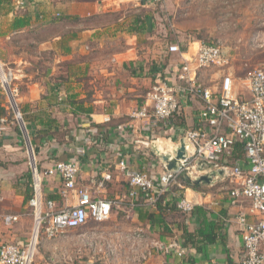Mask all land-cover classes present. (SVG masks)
I'll return each instance as SVG.
<instances>
[{
	"label": "crops",
	"instance_id": "crops-1",
	"mask_svg": "<svg viewBox=\"0 0 264 264\" xmlns=\"http://www.w3.org/2000/svg\"><path fill=\"white\" fill-rule=\"evenodd\" d=\"M138 4L136 0H10L2 6L0 53L13 72L15 100L23 117L22 123L15 120L12 131L0 138V245H24L31 234V156L42 177L44 197L57 208L65 204L62 181L58 175L44 172L56 161L77 157L78 184L94 197L120 201L103 224L107 229L142 227L168 240L182 238L184 229L196 232L200 228L201 217L191 212L179 217L170 214L168 229L161 231V225L149 219L154 208L131 207L125 202L128 183L118 161L123 159L129 169L159 179L164 167L152 144L161 136L166 147L177 143L187 130L198 126L202 107L198 98L181 94L179 115L163 133L152 131L142 120H131L130 112L146 104L148 91L158 82L156 76L164 81L158 71L167 81H175L181 61L178 54L168 52L172 42L167 37L156 43L154 32L136 30L143 17ZM16 17L26 24L13 27ZM186 41L179 37L173 42L184 46L181 50L190 58L197 48L193 50L194 42ZM0 116L14 120L1 87ZM80 150L83 154L78 156ZM238 162L247 167L245 159ZM107 172L111 179L100 187L98 182ZM219 181L210 186L216 190L184 185L181 193L205 208L206 217L218 224L221 237L199 244V250L187 247L184 257L174 252L159 254L145 264H239L242 243L235 217L247 213L249 201L233 200L228 191L218 193ZM6 215L17 219L6 224ZM77 232L70 230L68 235L52 239L41 236L33 264H73L65 262L63 255L73 253ZM202 239L197 237V241Z\"/></svg>",
	"mask_w": 264,
	"mask_h": 264
},
{
	"label": "built area",
	"instance_id": "built-area-1",
	"mask_svg": "<svg viewBox=\"0 0 264 264\" xmlns=\"http://www.w3.org/2000/svg\"><path fill=\"white\" fill-rule=\"evenodd\" d=\"M159 0H136L139 4L155 3ZM264 25V23H262ZM251 44L264 46V30L255 31ZM169 53L179 55L181 61L175 81H158L147 93L146 104L130 112L131 120H142L152 131L169 127L170 118L178 110V98L181 94L198 98L202 107L199 111V123L196 128L185 132L190 146L187 157L181 162L177 172L163 171L155 180L147 172L129 169L123 159L117 165L125 175L128 191L125 195L127 206L135 204L154 208L160 196L168 193L177 195L176 208L190 213L195 203L182 195L180 178L196 175V162H212L214 168L225 170L222 178L233 183L228 194L233 200L245 198L249 201L247 213L237 214L236 224L242 248L239 264H264V63L249 72L246 98H240L234 90L232 73L223 70L228 64L227 52L218 42L209 44L198 42V47L186 58L177 43H170ZM4 64V63H3ZM0 62V87L8 97L14 120L0 117V138L12 131L14 121L22 123V116L16 104L17 89L13 86L14 75L11 69L4 68ZM209 68L223 71L219 83L214 87L205 85L201 73ZM240 143L247 167L238 161L228 163L233 147ZM83 150L78 151V156ZM33 224L29 239L24 245L7 242L0 245V264H32L38 240L59 238L68 235L70 230L78 231L73 253L63 255L65 262L75 263L87 257L89 264H145L149 258L159 254L176 253L184 257L188 253L182 240L176 237L168 240L136 227L122 231L119 228L107 229L103 224L110 219L112 208L118 206V200L107 197H94L80 186L77 177L80 162L76 158L56 161L45 170L46 175H58L62 181L61 195L65 204L56 207L55 203L44 197L42 177L34 160L30 159ZM109 172L103 175V181L110 180ZM177 186L179 191H172ZM140 194V195H139ZM76 199L74 203L71 198ZM249 215V217H248ZM17 216L6 215L4 222L11 224Z\"/></svg>",
	"mask_w": 264,
	"mask_h": 264
},
{
	"label": "rangeland",
	"instance_id": "rangeland-1",
	"mask_svg": "<svg viewBox=\"0 0 264 264\" xmlns=\"http://www.w3.org/2000/svg\"><path fill=\"white\" fill-rule=\"evenodd\" d=\"M133 8L131 6L130 9ZM137 9H141L142 14L151 19V31L155 33L156 43H160L162 37H167L168 42L172 43L182 37L184 41L186 39L194 42V50L198 42L213 44L219 41L227 52L229 61L223 70L232 73L234 90L238 97L248 96V74L264 63V46L256 47L251 44L255 31L264 30V0H159L155 3L138 4ZM180 47L184 48L182 45ZM2 58L0 53L1 64L8 68ZM222 73L221 69L209 68L202 75V82L209 86L217 85ZM163 138L161 136L160 142L166 148ZM232 185L226 177L222 178L216 187L218 193H225ZM199 187L205 191L216 190L215 186ZM176 188L177 186H174L173 190ZM121 216L119 214V217ZM74 264L89 263L84 256Z\"/></svg>",
	"mask_w": 264,
	"mask_h": 264
},
{
	"label": "trees",
	"instance_id": "trees-1",
	"mask_svg": "<svg viewBox=\"0 0 264 264\" xmlns=\"http://www.w3.org/2000/svg\"><path fill=\"white\" fill-rule=\"evenodd\" d=\"M9 1L10 0H0V11L2 9V6L7 4ZM138 22H139V18L136 19L135 23H138ZM25 24H26V21L22 17H16L12 23V26L15 28H18V27H21ZM152 26L153 25H152L151 19L148 16L143 15V17L141 19V24L139 26H137L136 30L137 31L141 30L143 32H150L152 30ZM181 49L183 50L185 48H181ZM158 73H160V77L162 80L167 81L166 78H164L161 71H158ZM156 79H158V81L160 80L157 76H156ZM178 115H179V109L170 118V122L172 121V119L177 118ZM170 127H168V129ZM165 130H167V128ZM162 131H163V129H159V133L160 132L163 133ZM164 136H167L165 132H164ZM243 156H244V152L242 150V147H241L240 143H237L233 147L232 155L229 157L228 163H233L235 161H239L240 159H243ZM29 177H30V184H31V177H32L31 171L29 173ZM179 180L183 186L186 185V186L192 187L194 189L198 188L197 185L191 184V182L186 178L181 177ZM30 190H31V192H30L31 194H30L29 198L31 199V197H32L31 185H30ZM176 190L179 191V188L177 187L175 190H172V191H176ZM177 198H178L177 195H172L171 193H168L167 196H165V195L160 196L158 198L156 204H155V207H154V210L157 213H154L155 212L154 211L153 213H151L149 215V219L154 220L159 225H161V227H162L161 231H164L165 228L168 229L166 221H167V218L170 216V214L177 216V217H179L183 214H186V213L181 212L180 210H178L176 208V199ZM191 212L196 214V216L201 217V221H200L201 226L198 230H196V232H190V231H187L186 229L183 230L182 238H180V239L182 240V244L184 247H188V248L191 247L192 249L199 250L201 248V246H199V244H210V243L214 242L216 236L221 237V235L218 234V224L214 220H209L206 217V210L202 205H195L194 209ZM198 236H201L203 238L202 241H197ZM93 264H99V263L96 262Z\"/></svg>",
	"mask_w": 264,
	"mask_h": 264
},
{
	"label": "water",
	"instance_id": "water-1",
	"mask_svg": "<svg viewBox=\"0 0 264 264\" xmlns=\"http://www.w3.org/2000/svg\"><path fill=\"white\" fill-rule=\"evenodd\" d=\"M225 49L223 53H225ZM160 142V141H158ZM152 144V151L157 155L164 171L177 172L181 162L187 157V150L190 146L187 136L184 134L177 143L170 148L159 145V143ZM33 159V156H31ZM196 175L184 174L183 178L188 179L193 185H209L212 186L220 176H224L225 170L222 168H214L212 162L199 160L196 162Z\"/></svg>",
	"mask_w": 264,
	"mask_h": 264
}]
</instances>
